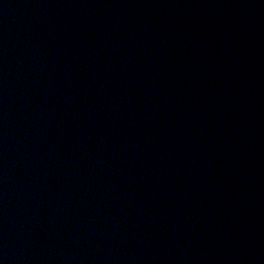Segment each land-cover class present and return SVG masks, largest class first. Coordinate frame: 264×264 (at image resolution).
Returning <instances> with one entry per match:
<instances>
[{
	"label": "water",
	"instance_id": "water-1",
	"mask_svg": "<svg viewBox=\"0 0 264 264\" xmlns=\"http://www.w3.org/2000/svg\"><path fill=\"white\" fill-rule=\"evenodd\" d=\"M0 264H264V0H0Z\"/></svg>",
	"mask_w": 264,
	"mask_h": 264
}]
</instances>
